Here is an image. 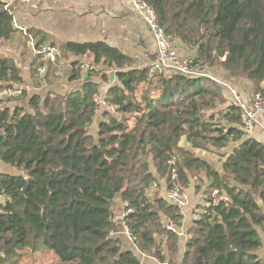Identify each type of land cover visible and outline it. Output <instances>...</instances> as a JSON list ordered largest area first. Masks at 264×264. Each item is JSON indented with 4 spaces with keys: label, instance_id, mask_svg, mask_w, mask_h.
I'll return each instance as SVG.
<instances>
[{
    "label": "trees",
    "instance_id": "trees-1",
    "mask_svg": "<svg viewBox=\"0 0 264 264\" xmlns=\"http://www.w3.org/2000/svg\"><path fill=\"white\" fill-rule=\"evenodd\" d=\"M142 1L166 35L193 52L194 63L224 71L235 82L247 80L253 94L264 96V0ZM13 34L9 6L0 13V45L10 44ZM28 36L37 38V50L47 43L41 32ZM58 46L62 56L76 60L69 81L80 79V59L91 58L80 89L42 100L34 95L30 112L0 110V163L17 172L0 175V264L41 251L53 253L56 264H141L140 255L176 264L181 210L147 191L164 180L167 190L184 192L200 170L210 182L208 206L188 233L181 264H264L255 256L262 245L256 229L264 233L258 204L264 205V144L246 137L240 110L221 95L220 85L152 74L103 42ZM107 70L118 84L103 101L120 118L105 114L94 137L88 129L98 108L95 80L107 83ZM21 81L18 69L0 58V89ZM182 140L209 153L241 144L220 175ZM115 199L130 210L123 221L139 255L110 236L117 226ZM165 219L175 231L165 229Z\"/></svg>",
    "mask_w": 264,
    "mask_h": 264
},
{
    "label": "crops",
    "instance_id": "crops-1",
    "mask_svg": "<svg viewBox=\"0 0 264 264\" xmlns=\"http://www.w3.org/2000/svg\"><path fill=\"white\" fill-rule=\"evenodd\" d=\"M9 6L13 17L14 34L10 40V44L6 46L0 45V58L10 61L18 69L22 81L19 84L13 85L14 90L18 91L19 94L15 98L0 102V110L8 109L11 113L16 108H24L29 111L27 104L28 99L32 95H39L41 90L44 89L55 91V93L62 91L61 94L77 91L86 79L91 58L80 59L84 63L81 77L79 80L69 81V65L76 60L74 57L61 56L60 54L54 63H57L55 68L58 71L56 73L55 70L53 73L54 75L62 76L60 81L56 84L41 86L39 81L41 82L43 79L37 75V67L40 65L37 53V38L28 36L29 31L43 33L47 41L45 45L50 44L58 48L59 44L65 43L84 44L103 42L110 47L118 49L125 56L135 60L136 63L150 65V60L154 57V42L151 33L141 17L133 11L130 0H51L47 2L38 0H11ZM178 47L181 52H185V47L182 44ZM190 53L192 54V52ZM210 73L214 78L212 82L220 85L221 95L228 102L232 103L233 101L227 90L222 87L223 84L233 87L240 100H247L252 96L253 85L251 82L247 80L235 82L229 78L228 74L218 69H212V71L210 69ZM95 82L101 85L98 79ZM112 86H115V84L99 86V90L104 91V95L100 96L104 98L106 91ZM101 97L100 99L103 101ZM227 106H223V109H221L225 110V113ZM239 128L241 127L239 126ZM245 133L247 138H252L264 144V113L257 117L252 131ZM181 144L198 159L204 161L210 169L222 175L223 164L227 156L241 143H231L228 148L212 153L198 149L193 150L184 140H182ZM151 170H153V167H151ZM16 173L15 170L0 163V175L10 176ZM197 174L198 177L195 176L196 178L189 177V186L184 190V193L188 197V206L181 209L182 224L178 230V246L174 258L176 264L182 263L186 242L189 239L188 233L193 223L203 213L201 205H203V208L208 206L205 188L210 185L209 179L206 177L205 172L201 170ZM163 181H158L152 185L147 191V196L150 198L161 197L168 202L166 200L168 191L164 189L166 181ZM158 184L161 186L160 189L157 187ZM164 192L166 194H163ZM3 201L4 198L0 195V205H2ZM258 204L264 214V205L261 201H258ZM111 210L114 214L115 222L117 221L116 234L113 238L120 240L123 250H131L138 254L127 231L119 221L125 212V204L119 199H115L111 202ZM256 231L262 245L255 252V256L264 261V233L259 228ZM28 255L30 257L29 260H32L33 264H47L45 259L51 260L53 257V253L47 251L29 253ZM139 257L141 264H167L159 263L149 257L141 255ZM54 258L53 262L56 264Z\"/></svg>",
    "mask_w": 264,
    "mask_h": 264
},
{
    "label": "built area",
    "instance_id": "built-area-1",
    "mask_svg": "<svg viewBox=\"0 0 264 264\" xmlns=\"http://www.w3.org/2000/svg\"><path fill=\"white\" fill-rule=\"evenodd\" d=\"M38 1L47 2L51 0ZM130 4L133 11H135L147 25L154 42V57L149 65L152 74L165 75L167 72H170L194 80L205 79L214 81L210 71L207 72V67H202L203 65L200 66L201 64L194 63L193 58L185 56L179 52L176 46V41L165 34L164 29L158 22L154 10L147 3L142 0H130ZM37 53L40 62V65L37 67V75L43 79L48 66L54 64L61 53L57 46L50 44L42 46ZM222 87L227 90L233 103L240 110V123L242 129L247 133L251 132L256 123L257 117L264 113V96L258 92L252 94L247 100H240L233 87L226 84H223ZM18 94L19 92L14 89L2 87L0 89V101L14 98ZM93 100L97 107L105 105L99 96H94ZM166 200L180 210L188 206L187 195L177 188L167 192ZM126 213H130V210L126 211L125 206V212L119 221L127 231L123 221V217ZM164 227L167 231H175L173 223L168 219H166ZM115 234L116 232H112L110 236L115 237Z\"/></svg>",
    "mask_w": 264,
    "mask_h": 264
},
{
    "label": "rangeland",
    "instance_id": "rangeland-1",
    "mask_svg": "<svg viewBox=\"0 0 264 264\" xmlns=\"http://www.w3.org/2000/svg\"><path fill=\"white\" fill-rule=\"evenodd\" d=\"M176 41V46H177V49H179V45L181 44H179V42L177 41V40H175ZM180 50V49H179ZM190 52H192V51H190V50H188L187 48H185V52H181V50H180V53L181 54H183V55H185V56H188V57H191V58H193L194 59V54H193V52H192V54L190 53ZM62 56V55H61ZM153 61V57H152V59L150 60V63ZM198 64H200V63H198ZM91 65V62H90V64H89V66ZM137 65V67L138 68H149V65H147V64H142V63H137L136 64ZM203 64H201L200 66H202ZM55 67V66H54ZM102 67V68H101ZM202 67H207L208 68V70H207V72L208 71H210V69H211V71H212V67H208L207 65H203ZM99 69L100 70H105V68L103 67V66H100L99 67ZM57 71H58V69L56 70V73H57ZM54 73V71H52V72H50V74H49V76L48 77H45V78H43V80L40 82L39 81V83H41L40 85L41 86H45L46 84L47 85H50V84H56L57 82H59L60 81V79H61V77L62 76H58V75H54L53 74ZM113 71H111V70H107L106 71V77H107V79H108V82L107 83H105V82H101V80L100 79H98V81H99V83L101 84V85H105V86H108V85H113V84H115V85H117L118 84V81H117V79L113 76ZM172 75H175V74H172V73H170V72H167L166 74H165V76H167V77H170V76H172ZM40 80V79H39ZM202 81H210V80H205V79H202ZM45 83V84H44ZM43 84V85H42ZM98 84V83H97ZM101 85H99L100 87H101ZM100 87H98V90H99V88ZM61 92L62 91H57V93H55V91L53 92V91H49V90H46V89H44V90H41V92L39 93V95L38 94H34V95H38L39 96V98L42 100V99H44V97L46 96V95H48L49 93L50 94H54V95H64V94H66V93H64V94H61ZM104 95V91L103 90H99V96L101 95V96H103ZM34 95H32V96H34ZM31 96V97H32ZM100 96V97H101ZM30 97V98H31ZM15 98V97H14ZM102 98V97H101ZM103 99V98H102ZM7 100H10V99H5L4 101H0V102H5V101H7ZM28 103H29V99H28ZM27 106H28V104H27ZM113 107H106V106H101V107H98L97 108V112H96V116H95V118H94V120H93V124H92V126L88 129V133L89 134H93V136L95 137L96 136V133H97V130H98V124H99V121L101 120H103V119H105L106 118V116H105V114H109V115H113L114 117H116V118H120V115L119 114H117L116 112H115V110H114V108L112 109ZM29 112V111H28ZM195 176H197L198 177V174H194V177ZM194 177H192V178H194ZM196 178V177H195ZM198 179V178H197ZM160 182H161V180H160ZM164 182V181H163ZM157 187H159V189H160V185L158 184V186ZM208 187L209 186H207L205 189V195H206V192H207V190H208ZM164 189H167V185H165L164 186ZM200 189V188H199ZM167 191H170V190H167ZM163 194H166V192H164ZM160 196H162L161 194H159ZM208 198V196L206 195V199ZM202 207H201V210L203 211L204 210V208H203V205H201ZM26 252H22V253H20L19 255H20V257H17V258H15V261H13L12 263H14V264H30V263H32L33 264V261L32 260H29L30 259V257H29V255H27V254H25ZM26 255H27V257H26ZM53 258H54V255H53V257H52V261L51 260H49L48 258H46L45 259V261H46V263L47 264H54V262H53ZM55 259V258H54ZM15 262H17V263H15ZM11 263V264H12ZM55 263H56V259H55ZM10 264V263H9Z\"/></svg>",
    "mask_w": 264,
    "mask_h": 264
},
{
    "label": "water",
    "instance_id": "water-1",
    "mask_svg": "<svg viewBox=\"0 0 264 264\" xmlns=\"http://www.w3.org/2000/svg\"><path fill=\"white\" fill-rule=\"evenodd\" d=\"M11 3V0H0V4L2 5L0 9V13H3L7 10L8 5ZM224 202L229 204V201L225 198L222 199Z\"/></svg>",
    "mask_w": 264,
    "mask_h": 264
}]
</instances>
